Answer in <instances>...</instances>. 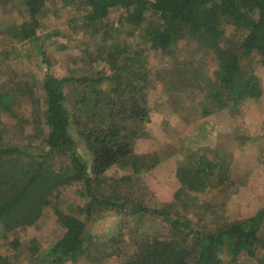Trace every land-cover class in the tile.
I'll use <instances>...</instances> for the list:
<instances>
[{
  "label": "trees",
  "instance_id": "1",
  "mask_svg": "<svg viewBox=\"0 0 264 264\" xmlns=\"http://www.w3.org/2000/svg\"><path fill=\"white\" fill-rule=\"evenodd\" d=\"M64 1L78 11H87L81 19L92 35L103 32L101 51L124 32L129 38L137 34L139 46L170 54L184 31L212 54L217 66L199 103L204 116L262 96L264 0ZM21 4L26 18L5 31L13 42L37 41L47 14L46 2L21 0ZM115 9L123 15L113 24L108 17ZM227 27L241 33L233 45L227 41ZM115 42L105 57L111 68L105 75L54 76L46 71L40 82L32 78L29 83L13 79L0 83V241L7 253L0 254V264H17L13 260L17 254L35 261L41 258L35 240L23 248L10 236L35 226L46 209L52 211L64 232L44 254V264H73L91 255L89 249L97 238L87 227L108 212L128 220L151 215L166 227L164 234L134 241L127 252L121 249L117 264H264V238L260 236L263 210L206 231L194 228L175 211L176 206L188 209V203L197 206L198 195L207 191L215 175L221 173L222 179L227 173L224 166L207 157L191 153L178 165L180 189L172 202L150 210L136 200L135 187L141 183L132 178L144 168L152 169L159 160L134 154L136 141L147 138L145 129L150 122L144 93V49ZM34 87L40 88V95H35ZM23 99L31 110L27 118L19 119L13 109ZM72 131L87 148L85 161L75 152ZM37 146L39 151L34 150ZM126 163L132 170L130 176L107 178L113 166ZM76 184L81 186L82 203L63 208L61 194ZM125 241L122 232L111 234L106 237V248L119 253L117 247Z\"/></svg>",
  "mask_w": 264,
  "mask_h": 264
},
{
  "label": "rangeland",
  "instance_id": "2",
  "mask_svg": "<svg viewBox=\"0 0 264 264\" xmlns=\"http://www.w3.org/2000/svg\"><path fill=\"white\" fill-rule=\"evenodd\" d=\"M45 2L47 14L43 17L38 40L17 43L5 30L23 22L26 12L21 0H0V83L11 79L29 83L32 78L40 82L46 71L54 76L105 75L111 72L105 57L113 49L115 41L121 46L131 45L139 51L143 48V69L146 70L144 93L149 105L150 122L145 129L147 138L136 141L134 154L155 157L159 162L150 170L142 169L141 174L132 178L141 183L135 187L136 200L142 201L150 210L172 202L174 193L180 189L177 167L193 153L205 156L227 170L222 179L221 173L215 175V181L207 191L198 195L197 206L189 203L188 209L176 206L175 211L189 219L194 228L212 230L225 221L245 220L260 210L264 211V78L260 99L245 102L236 108L213 110L204 116L199 103L206 94L208 80L213 78L217 62L184 31L178 35L170 54L139 46L137 34L129 38L124 32L101 51L99 46L103 32L92 35L84 26L81 16L87 13L86 10L78 11L75 6L66 5L64 0ZM122 15L121 10H111L108 19L116 24ZM127 30L130 31L129 27ZM225 31L227 41L232 45L241 38V33L230 27ZM98 52L100 56H97ZM243 64L248 65L247 61ZM128 79L133 78L129 76ZM34 92L38 96L41 90L34 87ZM30 110V103L23 99L13 112L21 119L27 118ZM2 120L12 123L10 119ZM27 131L31 132L30 126ZM71 136L76 143V154L85 161L88 151L83 140L75 131L71 132ZM39 148L37 146L34 150L39 151ZM131 173L126 163L113 166L106 175L109 180H121ZM219 179L222 181L217 183ZM80 187L76 184L66 194H61L63 208L82 203L78 193ZM87 228L97 238L96 243L89 249L91 255L73 264H117L123 251L127 252L134 241L166 231V227L151 215L128 220L110 212L94 219ZM63 232L52 211L44 210L35 226L20 229L10 236V239L17 238L23 248H28L30 241L35 240L41 258L35 261V258L28 259L26 254H17L13 260L17 264H44V254ZM121 232L127 241L117 247L120 252L106 248V237ZM131 236L133 240H130ZM260 236L264 238V221ZM2 244L0 241V254L7 255Z\"/></svg>",
  "mask_w": 264,
  "mask_h": 264
}]
</instances>
